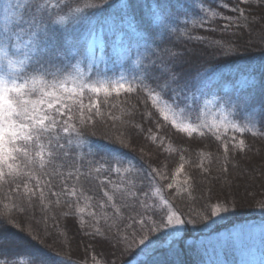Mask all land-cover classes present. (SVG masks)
I'll use <instances>...</instances> for the list:
<instances>
[{
    "label": "trees",
    "instance_id": "1",
    "mask_svg": "<svg viewBox=\"0 0 264 264\" xmlns=\"http://www.w3.org/2000/svg\"><path fill=\"white\" fill-rule=\"evenodd\" d=\"M64 2L71 3V0ZM85 2L86 0H80L79 5L71 3V7L74 10L77 6L82 7ZM224 2L225 0H111L110 5L94 18V28L91 32L88 26H73L74 11L64 9L54 17L58 21L53 25L55 46L56 51L60 53L54 58L55 66L70 77L67 80L69 86L74 80L75 72L83 76L86 74L87 65L93 58L94 75L99 72L100 78L126 76L134 86L139 85L142 78L144 85L160 92L156 81L144 71L149 63L146 59L149 54L145 52L147 45L142 40L139 43L136 41L137 34L146 35L152 48L159 46L160 49L171 48L173 51L183 52L184 62L177 66V71L183 73L185 78L194 77L193 84L202 81L199 90L191 87L187 93L190 97L187 102L181 98L174 103L170 91L160 92L161 101L174 105V109L185 108L194 113L202 100V90L213 86L222 73L223 79H229L232 75L237 77L235 85L231 86V91H236L237 94L235 100L251 94L257 101L256 110L259 111L260 103L264 101V22L260 21L261 13L254 7L247 11L254 13L249 17V21L255 20L256 23L248 26L242 22L240 27L222 32L217 26L222 27L224 21L212 17L211 12L205 15L203 9L210 8L212 11L220 12L222 16H234L235 13L229 10L221 11L220 5ZM235 2L236 0H232L229 8ZM41 3H56V0H41ZM123 5L128 7H122ZM161 10L178 17L173 23V27L178 26L177 34L163 35L160 32V22L163 19ZM60 17H64L63 22H60ZM202 18L205 21L204 25L198 27ZM212 27H216L217 30L212 31ZM196 36H203L204 42L190 39ZM229 40L233 42L237 52L227 56L221 55L216 49L215 42ZM129 45L133 49L131 56L127 55ZM39 55L37 53V56ZM9 61L13 67L10 68L9 74L0 76L3 79L9 77L10 80L16 79L18 83H24L36 75L32 71L35 57L28 59L23 53L14 54L11 49L0 48V72L5 70ZM197 71L200 72V76L196 75ZM151 75H158V72ZM253 77L256 80L255 88L250 87ZM44 79L47 81L44 87L51 91L53 77L47 75ZM35 86L41 87L39 80ZM57 94H60L59 89ZM183 95L184 93H181V97ZM144 96L145 93L139 91L133 94L121 92L119 96L114 92L111 96H105L103 92L94 94L86 91L82 98L63 94L64 102L71 110L68 115L73 117L68 121L69 124H76L79 130L84 128L80 123L82 118L86 120L88 117L92 118L84 128L86 133L82 135L84 143L77 147L80 141L75 138V134L68 136L63 133L62 128H58L53 132L51 139L55 143V137L58 135L60 143L65 144L69 155L65 157L57 151L52 157H48L46 153L45 169L40 170L37 161L31 171L33 177L40 178L42 182L52 179L57 185L56 190H59L62 178L54 177V173H63L64 176L69 172L73 173L69 185L75 186L81 195L71 199L76 201L77 209L82 208L84 211L81 213L77 210L65 217L59 207L50 204L47 198L43 202L34 200L33 203L27 204L28 197L26 194L24 197L27 204L24 219L40 232L44 240L42 244L39 241L32 243L41 248L46 256L52 257L56 264H92V256H96L100 264H107L117 256L118 264H218V260H214L215 255L207 254L201 247H196L200 241L236 227L245 230L256 228L252 227L255 225L264 227V208L260 207V203L264 201V174L261 172V169H264V160L261 159L264 155V137L253 136L252 132L239 134L227 130L228 137L245 139L248 150L239 153L234 149L231 151L229 178L223 179L219 169L224 163V158L216 135H224L225 130H200L204 133L203 136L198 131L189 137L186 133L179 132L170 122L163 121L162 117L160 120L163 126L157 128L155 118L151 122L147 118L142 119L145 111L142 102ZM29 98L37 99L39 93L25 97ZM81 99L86 106L83 113L79 110ZM97 102L99 111L97 112L95 107L89 111L88 105H95ZM148 105V110L156 111L151 108L150 100ZM235 109L234 118L241 122L242 117L247 114V127L252 128V124L249 123L253 118L252 110L238 107ZM156 115L158 116V112ZM61 119L57 117V120ZM63 119L66 120L67 116ZM137 124L143 131L135 127ZM255 124L253 131H264V125L260 123L259 117L255 118ZM121 132L124 133L125 139L131 140L130 147L121 146L117 139ZM152 136L157 139L153 141ZM69 139L72 141L71 144H68ZM44 143L47 146L48 140L45 139ZM141 148L146 153L143 156L140 153ZM181 156L184 157L183 160L180 159ZM116 160L121 163L116 164ZM107 162H111L112 168L120 167L121 172L106 173ZM16 163L21 164V161L17 160ZM181 163L185 165V172L175 178L177 183L172 190L166 187L168 181L146 178L149 166L158 167L166 174H174ZM201 163L210 169V175L197 167ZM21 166L24 171H29L28 168ZM97 168L100 169L99 173L96 171ZM77 175L79 179L75 178ZM187 177H191L189 185H184L183 180ZM102 181L107 182L106 186L101 184ZM26 182L30 188L33 187L34 180ZM0 183L3 184V187H0V211H3L5 203L11 206L13 197L8 195L7 180ZM133 184L144 188L148 195L141 198L146 200L150 209L157 214H163L162 197L173 204L175 209L184 212L186 219L192 218L188 215L190 208L203 213L206 212L204 206L208 203H219L227 207L228 211H222L208 220H201L193 213L196 221L193 224L162 228L152 233H148L145 228L141 233L148 236L145 244H139L140 235H136L135 241L129 236L130 247L121 255L120 251L107 242L97 244L89 234L99 227L105 235L112 237L116 235V228H112L111 232L107 231L110 225H119V221L113 217V210L110 207L112 202L105 203L103 192L114 194V202L119 207L123 203V198L128 197V189ZM186 188L191 191L192 198L189 197L188 191H185ZM15 199L19 204V198ZM63 199L67 197H62ZM93 213L95 215H92ZM128 222L131 223V220ZM27 226L26 223L24 227ZM120 231L123 234V227ZM13 232L17 234L15 238L19 245L13 251L21 253L13 259L17 264H31L32 257L29 253L34 251V247L21 242V238L27 233L21 232L18 228L13 229ZM96 240H104V237L97 236ZM77 241L78 248L75 247ZM242 246L243 243L240 248ZM124 247L125 245L121 244L120 250L122 251ZM57 253L59 255H56ZM217 253L222 256L226 252L223 250ZM220 260L224 264H236L238 257L231 252L228 257L224 256Z\"/></svg>",
    "mask_w": 264,
    "mask_h": 264
},
{
    "label": "snow or ice",
    "instance_id": "2",
    "mask_svg": "<svg viewBox=\"0 0 264 264\" xmlns=\"http://www.w3.org/2000/svg\"><path fill=\"white\" fill-rule=\"evenodd\" d=\"M71 3L79 5L80 0H71ZM71 3H65L64 0H56V3H41V0H0V48L11 49L13 53H23L26 58L33 59L35 57V63L32 67V71L36 75L30 77L29 80H25L24 83H18L16 79L11 81L7 79H0V181H6L8 184V195L13 197L11 206L5 203L3 205V211H0V264H17L14 256H18L21 253L13 251L14 248H18L19 245L16 240V233L13 229H20L21 232L27 233L25 237L21 238V242L27 243L34 247V251L29 255L32 257L31 264H56V261L49 256H46L41 248L33 245V241H39L41 244L44 242L40 232L33 228L29 221L24 219V214L27 211V204L33 203L34 200L43 202L46 198L50 204L55 207H59L60 212L65 216H69L74 211H80L84 209L76 208V201H73L72 197H79L81 195L77 192L75 186H70L69 181L73 179V173L69 172L67 176L63 173H54V177L62 178L59 190H56L57 185L53 183L52 179L47 182H42L40 178L33 177L31 169L36 165L38 161L39 169H45V154L48 157H52L54 153L59 151L63 156L67 157L69 152L66 150L65 144L60 143V137H55V143L51 139L52 134L58 128H62L63 133L68 136L75 134V138L80 141L77 147H81L84 143L82 135H86L84 128L87 127L88 119H81L80 123L84 128L77 129L76 124H69L68 121L73 117L68 115L71 111L64 102L63 94L68 93L70 95H77L81 98L86 91H90L94 94L104 93L105 96H111L114 92L117 96L121 92L127 94H133L139 92L145 93L143 103L145 105V111L142 114V119L147 118L149 122L155 118V126L160 128L163 126L160 118L163 121L170 122L179 132L186 133L189 137H192L194 133H197L199 129L191 124H177L175 119L170 118L171 106L165 104L160 106L161 100L160 92L170 91L173 94L175 103L181 98L187 102L190 97L188 92L191 87H196L198 90L202 86V81H197L195 84L192 81L194 77L185 78L183 73L177 71V66L184 62V53L173 51L171 48L160 49L152 48L149 44V38L146 35L137 34L136 41H144L147 47L145 52L149 55L146 59L149 63L145 66V74L149 75L151 79L156 81V85L160 88V92H156L154 89L143 84V79L139 85H133L132 83H125L124 77L121 76L119 81L104 82L102 80H96L90 82L89 78H84L77 83L73 80L74 86L69 88L67 86V80L70 78L68 75H64L60 68L55 66L54 58L59 56L60 53L56 51L55 46V34L53 25L58 21L54 18L59 15L64 9L74 11L72 18L73 26H88L91 32L94 28V18L98 13H102L106 6L110 5L111 0H86L82 7L77 6L74 10L71 7ZM232 0H225L220 5L221 11L229 10L235 13L234 16L221 15L220 12L212 11L209 9H203L205 15L211 12L212 17H218L224 21L222 27L219 30L222 32H228L230 29L240 27L243 22L245 25L251 26L256 23L255 20L249 21V17L253 16V12L247 11L248 9H256L261 13L260 21L264 22V0H236L229 8V4ZM122 7H128L123 5ZM163 19L160 22V32L163 35L177 34L178 26L173 27L175 19L178 17L175 14L167 13L161 10ZM64 21V17H60V22ZM204 19L202 18L197 25L203 27ZM212 31H216V27L211 28ZM180 35H186V33H180ZM198 42H204L203 36L190 37ZM154 43V42H153ZM216 49L221 55H231L237 52V48L233 46L231 40L226 42L216 41ZM133 49L129 45L127 55L131 56ZM37 53L40 55L37 56ZM7 55V53H5ZM47 56V59L44 57ZM151 57H156L152 59ZM11 66V61H9ZM54 69V71H53ZM90 72L92 69H89ZM66 71V70H65ZM153 72H158V75H151ZM51 75L53 77L52 90L48 91L44 87L47 81L45 76ZM96 76L100 73L96 72ZM197 76H200V72L197 71ZM62 77V78H61ZM39 80L41 87L37 88L35 85ZM204 87H207L204 85ZM250 87H256V80L253 77L250 82ZM57 89L60 90V94H57ZM39 93L37 99H25L27 96H35ZM181 93H184L181 97ZM91 100V97L89 98ZM151 101V108L156 111L148 110V101ZM224 103H232L234 107L249 108L252 110L253 118L249 121L252 124V128L241 127L238 124H225V134H217L216 140L220 141V147L222 148V155L224 163L219 169L223 179H228L229 165L231 163L229 156L234 149L238 153L246 152L248 146L246 140L241 138L237 139L236 136L228 137L226 135L227 130H232L236 133L243 134L246 132H252L253 136L264 137V131H253L256 127L255 118L259 117V121L264 125V101H261L259 111L256 110L257 101L251 94L240 98L236 101L231 99L225 100ZM85 105L82 102L79 104V110L83 113ZM92 107L99 111V102L95 105H88L89 111ZM138 110V109H137ZM158 112V116L156 113ZM67 116V119L63 117ZM57 117H61V120H57ZM136 128H140V125H135ZM140 131H143L140 128ZM200 135L204 133L200 131ZM45 139L48 140L47 146L45 145ZM122 147H130L131 140L124 138V133L121 132L117 137ZM154 141L157 137L152 136ZM71 139L68 140V144H71ZM141 156L145 155L144 149H140ZM184 159L183 156L180 157ZM264 160V155L261 156ZM20 160L21 164H17L16 161ZM116 164H120L119 160L115 161ZM108 167L105 169L106 173L121 172L120 167L112 168L111 162H107ZM24 168H28L29 171H24ZM103 167V165L101 166ZM197 167L205 174L210 175V169L206 168L202 163ZM7 170V171H5ZM96 171L99 173L100 169ZM125 171H130L125 169ZM79 173V169H77ZM185 172V165L181 163L179 167L175 169L174 174H166L158 167L149 166V170L146 173V178L150 177L151 180L168 181L166 187L169 190L174 189L177 181L176 177L181 176ZM264 174V169H261ZM11 178V179H7ZM79 179L77 175L75 177ZM191 177H187L183 180L184 185H189ZM33 181V187H29L26 182ZM105 181L101 184L106 186ZM0 187L3 184L0 183ZM23 188V192H21ZM132 189H135L134 191ZM190 198L191 191L188 188ZM47 193V197H46ZM25 194L28 197L27 204L25 203ZM123 196V194H121ZM148 193L143 187H136L132 185L128 189V197L123 198V203L118 207L114 202V194L110 195L108 191L103 192V197L106 198L105 203H110V207L113 210V217L119 221V225H110L107 229L111 232L112 228H116V235L114 237L105 235L101 231V228L97 227L93 233L89 236L97 244L109 243L112 247H115L120 254L130 247L129 236L132 237V241H135L136 235H140L139 244L144 245L148 239L147 235H141L147 228L148 233L159 231L162 228H176V226L193 224L195 223V216H198L201 220H208L210 217L217 216L222 211H228L227 207H223L219 203H208L204 207L206 212H198L194 208H190L188 215L192 218H184L185 213L179 209H175L167 199H162L164 205L163 214H157L152 211L147 205L146 200L141 197H147ZM62 197H67L63 199ZM130 197V198H129ZM19 198V204L16 203V199ZM260 207L264 208V201L260 203ZM142 209V211H141ZM135 213V215H132ZM92 215H95L94 213ZM131 220V223L128 221ZM28 224L27 228L24 227ZM123 227L124 232L121 233L120 229ZM131 230V231H129ZM35 232V235L33 233ZM97 236H103L104 240H96ZM115 241L113 244L112 241ZM124 244L125 247L121 251L120 245ZM56 255H59L58 253ZM87 255V253H85ZM83 259V258H82ZM92 264H100V261L96 259V256L91 257ZM119 256L114 260H110L107 264H118Z\"/></svg>",
    "mask_w": 264,
    "mask_h": 264
},
{
    "label": "rangeland",
    "instance_id": "3",
    "mask_svg": "<svg viewBox=\"0 0 264 264\" xmlns=\"http://www.w3.org/2000/svg\"><path fill=\"white\" fill-rule=\"evenodd\" d=\"M90 53V51H89ZM106 61V59H105ZM97 63V62H96ZM13 66L6 63L5 70L0 72V76L4 77L10 73V68ZM92 69L90 72L89 69ZM86 74L83 76L74 73V80L79 83L80 80L84 78H89L90 82H95L96 80H102L104 82H115L119 81L121 76L100 78L93 74V58L90 60L86 68ZM222 73L219 74L216 82L210 88L202 90V100L197 106V110L194 113L187 111L185 108L174 109V105L171 106L170 118L175 119L177 124H191L200 130L211 129L214 131H224V125L227 124H238L241 127L247 125V114L242 117V121L239 122L234 118L236 114V109L232 103H224L225 100L231 99L236 101L237 97L236 91L232 92V85H235L236 75H232L229 79H223ZM0 77V79H3ZM124 77L125 83H130V81ZM9 81L10 78H5ZM240 82V81H239ZM231 83V84H230ZM73 81L68 86L73 87ZM222 86L223 89H220ZM68 94V93H67ZM69 95V94H68ZM160 106H164L165 102L159 101ZM256 228L246 229L241 227H236L228 232H222L220 235H215L205 240L200 241L196 245L197 248L205 250L207 254L215 255L214 260H218V264H224L221 262L220 258L231 254H235L238 257L236 264H264V227H258L257 225L252 226ZM78 242V241H77ZM243 243L242 248H240ZM79 245L75 243V247ZM78 248V247H77ZM225 250L222 256H219L218 251ZM241 252V254L239 253ZM220 260V262H219Z\"/></svg>",
    "mask_w": 264,
    "mask_h": 264
}]
</instances>
